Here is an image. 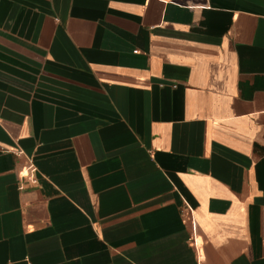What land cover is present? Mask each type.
Returning <instances> with one entry per match:
<instances>
[{
	"label": "crops",
	"instance_id": "1",
	"mask_svg": "<svg viewBox=\"0 0 264 264\" xmlns=\"http://www.w3.org/2000/svg\"><path fill=\"white\" fill-rule=\"evenodd\" d=\"M0 264H264V0H0Z\"/></svg>",
	"mask_w": 264,
	"mask_h": 264
},
{
	"label": "built area",
	"instance_id": "2",
	"mask_svg": "<svg viewBox=\"0 0 264 264\" xmlns=\"http://www.w3.org/2000/svg\"><path fill=\"white\" fill-rule=\"evenodd\" d=\"M17 153L20 154L22 153V151H18ZM37 174H38V168L36 167L34 162L30 160L25 177L29 178L33 183H37L38 182ZM186 211L189 220L193 223V231L191 237L189 238V243L198 250L199 249V244L197 241L198 232L196 229V224L194 223L192 209L189 205H186Z\"/></svg>",
	"mask_w": 264,
	"mask_h": 264
}]
</instances>
